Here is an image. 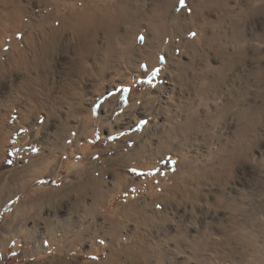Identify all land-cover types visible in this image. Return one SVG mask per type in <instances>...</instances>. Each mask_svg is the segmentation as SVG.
Wrapping results in <instances>:
<instances>
[{"label": "rangeland", "instance_id": "rangeland-1", "mask_svg": "<svg viewBox=\"0 0 264 264\" xmlns=\"http://www.w3.org/2000/svg\"><path fill=\"white\" fill-rule=\"evenodd\" d=\"M158 1L131 0L128 5L149 11ZM105 2L111 0H101ZM22 3L31 11L38 4L44 7L45 0ZM73 4L83 9L76 0ZM179 4L187 7L186 0ZM209 10L205 51L193 58L196 64L184 74L191 82L190 76H214L218 85L199 94L189 83L172 105L175 117L193 115L195 121L181 142L190 149V169L172 177L178 157L167 154L159 159L160 151L164 154L161 143L172 130L165 121L141 113L159 108L157 101L150 106L145 99L163 83L165 60L159 58L158 66L146 75L134 72L128 80H119L113 71L121 69V59L109 60L105 67L97 51H79L77 38L68 31L55 40L47 38L52 24L47 23L44 31L38 29L41 10L37 9L23 21L22 29L31 32L32 40L19 42L22 33L13 38L11 30L6 44L0 43V264H104L110 238L122 250L120 264H264V83L255 81L252 51L243 56L237 50L231 53L227 39L235 27L230 26L228 14ZM250 18L247 31L254 20ZM261 19L255 21L253 31L262 39ZM103 33L98 31V44L112 45ZM165 34L168 44L175 35L173 27L168 25ZM20 47L23 56L17 52ZM179 50L183 52L178 48L176 53ZM205 65L215 68L213 73L200 69ZM96 67L107 73L100 84ZM146 68L142 63L141 70ZM224 85L232 88L229 95L235 106L222 107L218 116L211 100L221 95ZM110 86L115 87L96 97ZM112 96L115 104L104 120L98 118L100 106ZM244 108L246 117L241 115ZM87 119L90 124L77 132L74 126ZM138 143L143 146L138 155H129ZM92 178L100 179L107 191L98 204L93 203L89 186L81 192L75 186ZM143 201L148 204L143 213L128 208ZM112 222L117 233L111 237ZM50 234L55 243L49 242Z\"/></svg>", "mask_w": 264, "mask_h": 264}, {"label": "bare ground", "instance_id": "bare-ground-1", "mask_svg": "<svg viewBox=\"0 0 264 264\" xmlns=\"http://www.w3.org/2000/svg\"><path fill=\"white\" fill-rule=\"evenodd\" d=\"M73 1L74 0H65V2L63 4H60L58 2V0H45L44 7H41L38 4V6L35 5L36 8L34 7V9H32L31 11H28V8L31 9V7L30 6L28 7L27 5H25V3H22V0H1L0 1V38H1L0 43H1V47L6 44V38L10 37V33L12 31H13V34H12L13 38H14L16 33H18V32L22 33V38H21V41H19V42L28 43L29 40H32V38L29 35L31 32L28 34L22 29L23 28V21H24V18L26 17L25 15H27V13L33 14V12L37 9V12H40V10H41V13H42V14L39 13L40 15L38 14L39 19L37 20V23H36L37 28L42 29L44 31V26L47 23L52 24L51 25V32L48 34V37L46 36L47 38H51V40H55L56 37L59 36V34L61 32H63V31L67 32L68 31V33L70 32L72 37L77 38V40H78L77 49L79 51H81L80 49H84V50L87 49L89 53L93 52L94 54L97 51L98 56H99L98 60L104 61L105 67H107L106 65L108 64L109 60H114V59L120 60L121 59L123 62L121 69L117 68L118 70L113 71V75L119 80H128L129 77L132 76V74L134 72H138L139 75H146L149 71H151L156 66H158L159 58L161 60L160 62H162V60H165L166 61L165 68H164V70L162 69L163 71H162V75H161V77L163 79V83L160 85H157L153 89V94L147 98L148 100L145 99V101L150 103L149 104L150 106L153 102L155 103L157 101L156 103L159 104V108L157 107V110L155 109V107H154V109L151 107L145 108L142 110L141 113L145 114V117H148V116L155 117L157 122L160 120L165 121L166 123H168L170 130H172L171 136H167V138L165 140H163V142L161 143V145H162L161 148L164 149V154H163V151H160V152H162V154H160V155H163V156L161 158H159V159H163L167 154H170L173 157H178V161L176 163L177 171H175L173 174H171V177L176 176L178 174V172H180V173L184 172L185 173V172L189 171V169H190V160H189L190 149L187 146L184 147V145L181 142L184 139L186 140V135L184 133H186V131H188V129H191L193 123L195 122L193 115L190 116L189 119L185 116L186 118L183 117V120L181 117L178 116V114H177L178 117L177 116L175 117L174 116L175 114L173 115V113H172V111H175V110H172V108H171L172 105L175 104L176 100H180V98H182L180 95L182 94L183 87H185V85H189V83H191V84L193 83L192 88L194 87V91L198 92L199 94L206 93V92L208 93L210 91H213L214 87L218 85V80H215L216 78H214V76H203L202 75V77L197 76L195 79L190 76V78H192V81H193V82H191V79L189 81L188 76L186 75L187 76L186 77L184 74V72L187 70L186 68L190 67L189 65L194 63L192 61L193 58L196 57L202 50H204V47L206 45L205 43L209 39V34L207 33V29H206V26L208 24V20H207L208 15H209L208 13L210 11L209 9H211L213 7V9H215V10L222 11L220 13L228 14L226 16L231 19L230 26L235 27L234 30L231 29V33L229 32L228 39H227V44L230 46V49L232 51L231 53H235L234 50H237L236 51L237 54L239 56H243L244 54H247L250 51H252L250 53H253L255 55V61H254V64L252 66L254 69L253 71H254L255 81H256V83L257 82L262 83V81L264 83V41H263L264 38L261 39L260 36L254 35L255 31H253V25L256 24L255 21H257L258 17H260V19H261V16H264V0H244L243 3L241 2L242 0H234L235 1L234 6L228 5L229 4L228 0H186V2H187L186 6L187 7L180 6V4H179L180 0H159L158 4H155L151 8V10H149V11H141L139 8H138V10L137 9L133 10V8L130 5H128V2L131 0H115V1L111 0V3L105 2L103 4L101 3V0H89V2H84L82 0H76L77 4L80 3L83 5V9H81V10L76 9V7L73 4ZM142 4H143V2H142ZM61 5H63L64 11H62ZM32 8H33V6H32ZM142 8H143V6H142ZM188 8L190 10H188ZM114 9H115V11H116V9H118L119 12H117V13L114 12ZM249 16L251 18H254V20L252 22L249 21V22H251V24L252 23L253 24L251 26H249V30L247 31L246 30V23L249 19ZM263 18L264 17H262V19ZM194 19L196 21L193 22ZM29 21H30V19H29ZM33 22H32V24H34ZM127 24L132 25L131 28H133V29H129L130 27ZM168 25L171 26V28L173 27L175 35L173 36V38H169L168 44H166L165 38L167 35L165 34V31H166ZM226 25H227V22H226ZM29 29H30V26H29ZM227 29H229V28H227ZM99 30L104 32L103 35H105V37H107V36H108V38L110 37L109 39L112 41V45L107 46V42H106V46H104V45L102 46V44H98L99 43V41H98V37H99L98 31ZM33 36H34V34H33ZM33 38L35 39V37H33ZM108 44H111V43L109 42ZM225 44H223V46ZM29 46L27 48H29ZM34 47H36V46H34ZM31 48H29V49H31ZM178 48L182 49L183 52H181L179 50L180 52L176 53V49H178ZM22 50L23 49L20 47L19 49H17V52L19 54H21ZM89 53H87V54H89ZM228 54H230V53H228ZM23 55H24V51H23ZM204 55H206V54H204ZM160 56H163L164 58L162 59V57H160ZM23 58H25V57H23ZM194 59H197V58H194ZM98 60L95 62H98ZM34 61H35V59H34ZM113 62L111 63V66L114 64ZM101 63L104 64L103 62H101ZM142 63H146V67H147L146 71L141 70V64ZM194 64H196V63H194ZM97 65L99 66V64L96 63V66ZM212 66H214V65H212ZM97 68L98 67H96V69ZM101 69L99 70V68H98L97 70H95V73L100 75V78L98 79L99 83L97 82L98 84H100L102 81L105 80L104 77L107 78V76H106L107 73L104 74V72H103V70L104 71H106V70L103 68L101 71ZM200 69L205 70L204 72L209 74V73H213V69H215V68L208 67L205 65L202 67L200 66ZM191 70H193V69H191ZM204 75H206V74H204ZM108 76H110V74ZM263 83L261 84L262 86H263ZM118 84H120V83L115 82V86H117ZM226 85H224V88L221 90V92H220L221 95L219 97L218 96L215 97V99L212 98V100H211L212 107L215 110V112L218 113V116L220 113L218 111L221 109L223 111L222 107L227 109L228 106H229L228 108L235 106V103L232 101L233 96L229 95L231 93L230 91H232L231 90L232 88H230L228 86L226 87ZM94 86H93V88H94ZM114 87L110 86L107 90L102 89L100 92H98L96 94V97L100 98L102 95H104V93H106L109 90H112ZM243 87H244V85H243ZM186 89H188V88H186ZM246 89H248V88H246ZM96 90H97V88H96ZM239 90H240V88H239ZM147 92H149V91H147ZM193 94H196V93H193ZM96 97L93 96L94 99L91 100L92 101L91 104L94 103V100L96 99ZM115 99H116L115 96H112V97H110L104 101V103L100 106L98 118H101L104 120V118L109 113L108 110H110L112 108V106L115 104ZM244 99H246V98L244 97ZM186 101H189V100H186ZM190 102H192V101H190ZM244 103H245V101H244ZM251 104L252 103H250L249 105H251ZM181 107H182V105H181ZM177 108H179V107H177ZM185 108H186V106H185ZM206 108H208V107H206ZM237 108H238V106H237ZM242 108L243 107H241V109ZM245 108L243 110L240 109L242 111L241 115L244 117L247 116ZM250 108H251V106H250ZM205 110L207 111V110H209V108L205 109ZM247 110H248V108H247ZM89 111H91V107H89ZM100 111H102V113H100ZM180 111H181V109H180ZM186 111H187V109H186ZM191 111H192V109H191ZM184 112H185V110H184ZM184 112H183V114H184ZM188 112H190V111H188ZM248 112H250V110ZM180 113H182V112H180ZM191 113H193V112H191ZM254 115H256V114H254ZM136 120H137V118L132 120V121H129L127 127L133 125V123H135ZM85 121H82V122L79 121V123H77L74 126V129L76 131L78 130L77 132L82 133V131L85 129V127L90 124V120L87 119V122L84 123ZM148 123H150V122H148ZM195 124H197V123H195ZM199 124H200V122H199ZM146 127H147V124L143 128H146ZM193 127H195V126H193ZM110 131H113V130H110ZM177 133L180 134V138L178 137ZM134 136L136 139H138L140 137L139 134H134ZM190 137H193V139L197 138L196 136H190ZM176 139H177V144L175 143ZM142 147H143L142 144L138 143L137 146L135 147V149H130V151H128L129 155H132V156L136 155L138 150L142 149ZM209 155H210V152H209ZM219 159H218V161H219ZM80 181L78 183H80ZM77 185L78 184L75 185L76 190L80 191V192L86 190L87 187L89 186L91 192L93 193L92 196L94 197L93 203H97V204L101 203L102 201L105 200V198L107 196V194H106L107 191L104 188L102 181L98 178L97 179L92 178V179L88 180L87 182L81 181V184L78 186ZM175 186H176V184H175ZM93 203H91L90 208H93V206H92ZM147 206H148L147 202L143 201L142 203H138V204L137 203H131L128 208L134 212L143 213V210L146 209ZM125 213H130V212L127 211ZM112 223H113L112 232L108 231L112 234L111 237L115 236L114 234L117 233V231H114L115 230L114 223H116V222H112ZM108 234L109 233H107V235ZM49 237H50L49 242L52 241L55 243L53 235L50 234ZM108 245L110 246L109 259L106 263L104 262V264H120L119 257H120V252H122L121 248L117 247V246L114 247L111 238L109 240ZM132 254H134V253H132ZM132 254H130V255H132Z\"/></svg>", "mask_w": 264, "mask_h": 264}]
</instances>
